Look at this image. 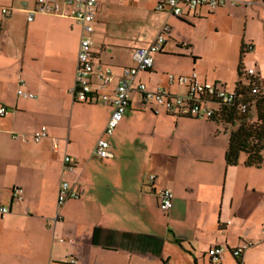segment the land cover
<instances>
[{
  "label": "crops",
  "instance_id": "crops-1",
  "mask_svg": "<svg viewBox=\"0 0 264 264\" xmlns=\"http://www.w3.org/2000/svg\"><path fill=\"white\" fill-rule=\"evenodd\" d=\"M35 1L0 0V104L10 109L0 117V207L8 206L0 214V264H210L207 252L218 245L226 248L218 264H264V151L259 166L244 165V156L228 166L227 129L156 114L136 90L104 135L112 106L77 101L72 93L80 27L61 15L27 20L21 3ZM235 1L176 16L157 10L158 0H98L91 50L94 62L110 69L105 92L113 93L123 69L136 65L133 49L146 47L165 25L162 49L135 83L184 95L186 84L168 75L195 74L199 82L232 89L253 67L263 89L264 0ZM3 7H12L6 18ZM91 82L95 88V74ZM19 88L37 97L19 96ZM68 116L70 125L94 131L90 151L72 147L79 140H70ZM41 126L47 134L35 141ZM129 130L136 147L128 149ZM101 137L109 143L106 158L92 153ZM65 155L73 170L64 169ZM62 180L81 194L56 219ZM162 188L173 192L167 211L159 207ZM14 189L19 197H12ZM243 241L253 245L233 258L230 250Z\"/></svg>",
  "mask_w": 264,
  "mask_h": 264
},
{
  "label": "built area",
  "instance_id": "built-area-1",
  "mask_svg": "<svg viewBox=\"0 0 264 264\" xmlns=\"http://www.w3.org/2000/svg\"><path fill=\"white\" fill-rule=\"evenodd\" d=\"M235 4V0H158L156 9H166L172 15L180 16L186 9H194L200 6L216 9L225 5ZM21 6L25 8L27 12V20H32L38 13L61 15L73 18L80 27L77 69L72 93L74 99L81 102L89 101V97L95 94L94 100L101 104H110L112 106L111 115L104 128V135H110L122 119L129 105V96L132 90H136L140 94L143 104H155V108H153L152 111L156 114L164 112L171 115L197 118L209 117L212 114V108L209 106L208 100L200 101V95L204 98H218L225 103H230L235 98L232 89H226L217 84L199 82L196 80L195 74L190 76H179L177 78L173 74L168 75L171 81L176 79L186 84L187 91L184 95H172L162 88L152 90L143 82H134L137 72L145 71L152 67L153 55L162 49L166 41V34L168 32V26L166 25L159 30L153 41L146 47L133 49L136 65L123 69L122 77L114 87L113 93L109 94L105 92V87L110 81V69L97 65L93 60L91 50V34L95 28L94 19L98 0H36L32 7H27L25 2H22ZM11 8L12 7H3L1 9L4 18L9 15ZM246 48L247 50H252L253 46L249 44ZM96 70H98V72H96ZM244 73L248 77H256L253 68H245ZM94 74L98 79L95 88L91 82ZM252 91L256 92V88L254 87ZM17 95L31 99L37 97L36 94L23 91L20 88L17 89ZM9 111L10 109L6 105L0 104V117L5 116ZM46 134V127L41 126L33 133V139L38 141L42 137H45ZM13 137H15V135H13ZM92 153L101 158L111 156L108 141L103 137L99 138L94 145ZM63 165L64 169L73 170L74 161L68 155H65L63 158ZM153 178L154 176L151 175L150 179L153 180ZM19 192V189H14L12 191V197H19ZM80 194L81 193L74 189L69 182L65 180L61 181L57 194L58 213L56 219L59 217L60 207L67 200L79 198ZM158 197L160 209L164 211L169 210L172 206L173 192L168 188H162L158 192ZM7 211V205L0 207V214ZM252 245V241H243L238 247L230 250L231 256L235 259H240L244 251ZM225 250L226 248L221 245L210 248L207 252L210 258V264H218V260ZM71 262L74 263L75 260L72 259Z\"/></svg>",
  "mask_w": 264,
  "mask_h": 264
},
{
  "label": "trees",
  "instance_id": "trees-1",
  "mask_svg": "<svg viewBox=\"0 0 264 264\" xmlns=\"http://www.w3.org/2000/svg\"><path fill=\"white\" fill-rule=\"evenodd\" d=\"M221 87L224 88L223 85ZM254 87L256 92L252 91ZM232 90L235 98L230 103L214 97L204 98L200 95L199 100H208L212 108V114L203 119L228 130V144L224 154L226 165H236L240 157L244 156V165L259 166L264 151V88H260L256 77L247 76L244 82L235 83ZM89 98L87 103L95 99V94Z\"/></svg>",
  "mask_w": 264,
  "mask_h": 264
},
{
  "label": "rangeland",
  "instance_id": "rangeland-1",
  "mask_svg": "<svg viewBox=\"0 0 264 264\" xmlns=\"http://www.w3.org/2000/svg\"><path fill=\"white\" fill-rule=\"evenodd\" d=\"M204 65H208V62L206 60H204V62H202ZM247 68H253V67H247ZM254 69V68H253ZM233 87V86H232ZM65 125H67L66 128H69L68 130L70 131V140L74 141V138L79 140V143H75L73 142L72 147L77 148L78 150H81L82 152H84L85 150L88 152L90 151V147L92 145V139H93V134L94 131L90 130L88 132H85V130L83 128H78L77 126H74V124L71 122L70 125V116H68L67 121L65 122ZM125 138L127 140V144L126 147L129 148H135L136 145L134 142V140H132L131 137V130L126 131L125 133ZM114 135H112V137H108L109 141L113 142L114 141ZM130 138V139H129ZM115 142L118 143V139H115ZM131 142V144H130ZM127 158H131L132 154L130 151L126 152ZM141 161V160H140ZM134 168L137 167V163L139 162V159H137V156L134 158V160H132ZM56 213H58V210L56 211Z\"/></svg>",
  "mask_w": 264,
  "mask_h": 264
}]
</instances>
